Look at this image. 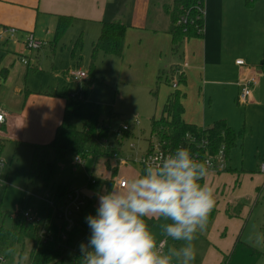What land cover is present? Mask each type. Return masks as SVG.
<instances>
[{
    "label": "crops",
    "instance_id": "obj_1",
    "mask_svg": "<svg viewBox=\"0 0 264 264\" xmlns=\"http://www.w3.org/2000/svg\"><path fill=\"white\" fill-rule=\"evenodd\" d=\"M172 3L173 0H0V32L14 28L19 41L0 45V109L6 113L0 138L6 145L30 147L33 153L34 145L54 139L64 120L69 97L60 96V89L54 92L46 67L34 59V53L41 51L29 53L23 45L33 35L45 41V47L49 42L50 50L56 52L59 44L55 32L60 17L73 19L68 30H73L69 47H74L80 36L85 48L93 46L104 23L122 22L128 27L123 56L108 57L123 60L124 71L137 68V84L151 91L160 74L163 82L177 68L174 81L178 83V74L186 78V84L178 88L186 95L184 120L202 129L226 120L237 131L223 106L213 112L211 108L214 102L237 101L240 82L251 76L257 77L258 84L244 109L264 108V0H204L203 33L185 41L179 54H173L169 34L172 21L167 8ZM21 56L28 58L30 65H24ZM238 60L245 65L238 66ZM163 85L156 96L161 103L160 114L175 91Z\"/></svg>",
    "mask_w": 264,
    "mask_h": 264
},
{
    "label": "rangeland",
    "instance_id": "obj_2",
    "mask_svg": "<svg viewBox=\"0 0 264 264\" xmlns=\"http://www.w3.org/2000/svg\"><path fill=\"white\" fill-rule=\"evenodd\" d=\"M71 31H67L58 40L56 52L50 50L48 42L44 50L34 53V59L46 67L49 73L46 77L53 82L55 93L56 89H60L62 97H83L86 80L75 81L69 70L72 73L80 67L89 79L94 77L91 92L74 108L69 122L80 130L83 127L82 118L90 116L94 110L98 112L101 122L106 123L109 118L117 116L111 123L108 140L109 149L116 148V152L108 160L93 155L85 156L84 163L80 166L75 163L76 155L68 153L59 162L52 184L45 190L42 182L31 183L28 179L34 154L30 147L7 143L0 158V211L6 216V229L13 228L19 211L21 214L29 213L32 217L43 219L50 206L47 199L52 200L55 191L64 183L71 184L73 189L81 190L86 196L84 209L95 199L90 212L95 215L97 197L107 191L108 180L114 182L113 186H119L123 178L139 175L143 169L141 159L148 151L151 120L156 115L160 116L161 103H158L151 90L143 89L137 84V68L130 71L121 69L123 60L99 54L93 66V49L90 45L85 48V42L82 51L73 53L74 47H69L73 36ZM162 84L167 85L165 81ZM220 106H223L231 124L237 128V131L233 130L240 133L242 138L238 139L230 154L232 170L217 174L210 172L207 177V182L214 185L216 190L217 212L194 242L197 255L193 264H264V173L260 170L264 165V108L248 107L245 111V106L234 100L232 103L214 102L211 111H218ZM208 107L210 109L209 105ZM135 121H139L140 126H131ZM124 123L131 126L130 131L134 136L124 137L120 131ZM110 168L117 170L114 179ZM91 177L99 183L93 188L89 185ZM80 214L73 216L75 223L80 219ZM54 221L61 223L58 214ZM164 222L162 219L156 220V225L151 230L159 233V225ZM35 224L28 223L31 234L27 235L24 245L14 246L21 255L28 252L29 260L24 264L30 262L35 243ZM90 234L86 223L85 231L76 237L73 248L65 253L64 264H73L80 243H86ZM169 243L179 246L180 242ZM5 259L8 264H13L12 257Z\"/></svg>",
    "mask_w": 264,
    "mask_h": 264
},
{
    "label": "trees",
    "instance_id": "obj_3",
    "mask_svg": "<svg viewBox=\"0 0 264 264\" xmlns=\"http://www.w3.org/2000/svg\"><path fill=\"white\" fill-rule=\"evenodd\" d=\"M204 0H173L170 8L167 9L171 17V27L169 34L172 36L173 54H179L185 41L199 37L204 29V16L201 8ZM182 18H186V23L178 25ZM73 25L71 17H60L55 32V41L60 40L69 28ZM128 27L122 22L104 23L99 39L92 46V60L94 66L98 55L122 57L126 45V34ZM84 48V38L80 36L75 42L73 53L80 52ZM178 69H172L170 75L163 80L167 85L174 82L173 75H176ZM178 85H185L186 78L183 74H178ZM161 74L157 79L156 88L152 91L154 97L157 96L159 86L162 83ZM94 83L93 78H87L83 88V99H68L65 109V117L61 125L57 128L54 139L47 144L34 145V154L31 167L28 173V179L31 183L42 182L46 190L53 181V178L59 168V162L65 158L68 153H74L76 156L84 158L93 155L97 158H105L108 160L116 148L109 149V136L111 123L117 119V116L109 118L108 122H101L99 114L96 110L88 117L82 118V129H78L69 122L70 116L73 114L74 108L79 105L89 95ZM186 95L176 89L168 98L162 108L160 116L151 120V137L157 138L164 144L166 149L174 151L177 147L183 146L188 148L192 154L205 152H218L222 146H225L227 157L230 160L231 151L236 147L238 139L242 138L240 133L235 132L226 120H219L214 123L211 128L202 129L196 125L187 123L184 120L185 107L183 100ZM124 137L134 136L131 131L123 132ZM196 139L200 144L203 141L208 142V147L201 149L192 142ZM6 148V142L0 138V158ZM118 150V149H117ZM111 160V159H110ZM109 169V161H107ZM144 168V167H143ZM112 177L116 174V168H110ZM143 170V169H142ZM229 171V170H228ZM113 181H107V191L113 187ZM203 183V181H201ZM89 185L93 188L97 186ZM89 186V187H90ZM71 184H62L52 198L53 205L49 206L43 218L44 225L49 224V229L54 232L55 240L49 243H43L40 239V226L35 224L34 247L30 254L29 264H64L65 253L73 248L76 237L83 233L86 229L85 217L90 214L95 204V199L89 202L84 211L80 214V219L75 223L71 230H67V223L60 224L54 221V217L58 214L60 207L67 204L68 196L72 190ZM96 198V197H95ZM217 212V206L214 207L209 215L208 223H211ZM23 214L19 211L15 224L12 229L4 227L6 216L0 211V255L4 249L14 247L15 245H24L27 235L31 234L30 227ZM149 227L152 229L156 225V219L147 220ZM264 234V226L262 227ZM67 235V239L63 240L62 235ZM80 252L77 251L73 264H80Z\"/></svg>",
    "mask_w": 264,
    "mask_h": 264
},
{
    "label": "clouds",
    "instance_id": "obj_4",
    "mask_svg": "<svg viewBox=\"0 0 264 264\" xmlns=\"http://www.w3.org/2000/svg\"><path fill=\"white\" fill-rule=\"evenodd\" d=\"M210 167L180 146L146 160L141 174L99 194L95 215L85 217L91 234L79 245L80 264H193L194 242L216 205L215 187L207 182ZM153 218L165 221L159 233L147 223ZM5 257L13 264L29 260L28 252L21 255L15 247L0 255L8 264Z\"/></svg>",
    "mask_w": 264,
    "mask_h": 264
},
{
    "label": "built area",
    "instance_id": "obj_5",
    "mask_svg": "<svg viewBox=\"0 0 264 264\" xmlns=\"http://www.w3.org/2000/svg\"><path fill=\"white\" fill-rule=\"evenodd\" d=\"M253 1V0H248ZM204 3V2H203ZM201 12L204 16V9L203 5L201 8ZM186 18H182L178 25L185 24ZM17 33L18 31L14 28H3L0 32V45L2 43H7L9 41H18L17 39ZM19 42V41H18ZM24 49L25 51L29 53L38 52L41 51L45 45L46 42L39 40L35 38L33 35L28 36L26 40L24 41ZM21 62L24 65H30V61L28 58L21 56L20 57ZM236 64L238 66H244L245 62L243 60L236 61ZM72 76V79L75 81H84L87 79L88 75L86 72L82 71L81 69L74 71L70 74ZM258 79L255 76L248 77L240 82V93L238 96V104L239 105H246L249 101V99L252 97L253 89L257 86ZM180 85H178L177 82L172 84V87L176 90L179 88ZM77 97L72 96V99H76ZM6 124V113L2 109H0V132L3 128V126ZM131 126H140L139 121H135L133 125ZM131 126H129L128 123H124L120 129L122 132H128L131 130ZM193 143H195L198 148L202 147H208V142L203 141L201 144L196 139L192 140ZM131 148L133 149L134 146L132 145ZM202 150V149H201ZM174 151H171L169 149H166L164 147V144L157 140V138H152L147 153L142 157L141 164L144 167V162L146 160L154 159L159 156H163L166 154H170ZM204 153H195L193 154L197 159L199 160H207L210 161L211 167L209 169V172L211 173H224L230 169V160L227 157L225 146H222L221 149L216 153H208L203 151ZM76 165H83L84 161L81 156H76L75 158ZM261 171L264 173V165L261 167ZM97 180L94 177H91L89 179V183L91 185H95ZM86 196L82 193L81 190L78 189H72L71 193L68 196L67 204L60 207L58 210V215L61 220V222L67 223V230H71L72 227L75 225V222L73 220V216L80 214L84 207L86 206ZM48 204L51 206L53 205L51 199H47ZM24 218L27 220L28 223H36L40 226V239L43 243H49L53 242L55 240V234L49 229V224L47 223L44 225L43 219L32 217L29 213L23 214ZM62 239L66 240L67 235L64 233L62 235Z\"/></svg>",
    "mask_w": 264,
    "mask_h": 264
}]
</instances>
